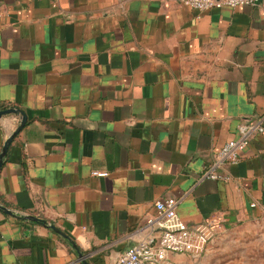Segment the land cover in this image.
Returning a JSON list of instances; mask_svg holds the SVG:
<instances>
[{
  "label": "crops",
  "instance_id": "0c3cea01",
  "mask_svg": "<svg viewBox=\"0 0 264 264\" xmlns=\"http://www.w3.org/2000/svg\"><path fill=\"white\" fill-rule=\"evenodd\" d=\"M0 104L26 116L0 167V264H115L167 196L188 223L221 230L163 264H221L231 245L219 239L251 254L255 237L257 261L223 264H264V132L217 168L227 179L202 176L264 111V0L200 13L176 0H0ZM19 119L0 117V149Z\"/></svg>",
  "mask_w": 264,
  "mask_h": 264
},
{
  "label": "built area",
  "instance_id": "2783aa9c",
  "mask_svg": "<svg viewBox=\"0 0 264 264\" xmlns=\"http://www.w3.org/2000/svg\"><path fill=\"white\" fill-rule=\"evenodd\" d=\"M187 5L198 13L212 7L238 4L256 5L261 0H176ZM264 132V111L254 122L240 121L237 124V135L225 141L216 152L213 160L205 166L203 177L227 179L217 171L226 164L238 162L254 133ZM94 174H105L94 170ZM178 199L167 196L154 201L155 212L147 215L142 225L141 235L117 256L115 264H163L168 252H190L197 256L212 239L213 228L218 220L208 219L202 223H188L176 211Z\"/></svg>",
  "mask_w": 264,
  "mask_h": 264
},
{
  "label": "rangeland",
  "instance_id": "374dc122",
  "mask_svg": "<svg viewBox=\"0 0 264 264\" xmlns=\"http://www.w3.org/2000/svg\"><path fill=\"white\" fill-rule=\"evenodd\" d=\"M216 225L218 226H215V228H213L212 232H213V236H212V239H214L216 237V235L220 232L221 230V222L218 221L216 223ZM211 239V240H212ZM256 245V247L253 249L254 252H251V254L247 253L249 256H250V259L251 260H258V257L262 254V252L259 254L258 250H257V244H258V238L255 237L254 238V241H253ZM215 244L217 245H221V244H226V245H231V249L228 251V254L227 252H225L224 254L222 253V256L220 258L221 260V264H223V262L225 261H228L229 259H234V257L238 260H247V254L244 252V247L243 245L244 244V240L241 238L239 241L235 242L231 239H228V238H224V239H219ZM253 257V259H252Z\"/></svg>",
  "mask_w": 264,
  "mask_h": 264
},
{
  "label": "water",
  "instance_id": "95a60500",
  "mask_svg": "<svg viewBox=\"0 0 264 264\" xmlns=\"http://www.w3.org/2000/svg\"><path fill=\"white\" fill-rule=\"evenodd\" d=\"M8 113H14L17 114L19 116V123L18 125L14 128V130L7 136V138L4 140L2 147L0 149V167L3 163V158L8 150L9 144L12 140V138L15 136V134L22 128V126L24 125L25 121H26V116L25 113L22 109L15 107V106H9V107H5V108H1L0 109V117L4 114H8ZM2 209H4V211L9 212L10 210L5 208L4 206H0ZM25 217L27 218H31L34 220H40L42 222L45 223V220L43 219H39L38 217H35L33 215H26ZM51 228H53L55 231L62 233L63 235H66L61 229H59L56 225L50 223L48 224ZM81 255V254H80Z\"/></svg>",
  "mask_w": 264,
  "mask_h": 264
},
{
  "label": "trees",
  "instance_id": "16d2710c",
  "mask_svg": "<svg viewBox=\"0 0 264 264\" xmlns=\"http://www.w3.org/2000/svg\"><path fill=\"white\" fill-rule=\"evenodd\" d=\"M0 107H4V108H5L6 106H5V105H2V104H0Z\"/></svg>",
  "mask_w": 264,
  "mask_h": 264
}]
</instances>
